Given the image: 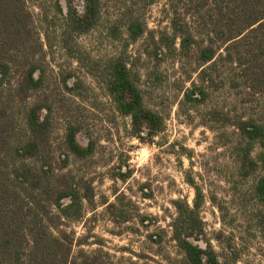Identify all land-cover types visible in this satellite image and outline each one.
<instances>
[{
  "label": "rangeland",
  "instance_id": "obj_1",
  "mask_svg": "<svg viewBox=\"0 0 264 264\" xmlns=\"http://www.w3.org/2000/svg\"><path fill=\"white\" fill-rule=\"evenodd\" d=\"M100 2L96 25L74 36L69 51L61 40L67 1L59 0L60 10L56 0H26L29 35L8 58L10 83L0 87L1 104L7 105L13 124V142L25 138L27 105L38 101L44 106L41 115L49 122L44 150L30 161L39 165L45 160V167L50 164L55 173H67L82 193L86 186L92 187L93 200L83 199L82 217L58 221L74 235L73 254L80 248L101 249L114 262L132 258L142 264H178L182 253L172 237L178 214L174 201L193 205L195 188L187 181L191 177L204 196L198 242L203 246L208 242L226 264H264V204L252 190L258 171L239 172L234 156L237 130L211 120L208 113L218 107L234 118L243 115L264 124V96L238 87L239 79L229 75L230 65L219 61L211 71L205 102L185 101V89L200 83L202 66L197 65L194 51L179 53V37L173 47H166L173 32L171 0ZM71 6L81 11L83 2L73 0ZM179 12L198 37L204 34L206 27L187 13V7L180 4ZM134 19L144 24L146 32L131 40L127 25ZM161 36L162 51L156 56L154 43ZM116 55L126 61L145 104L164 118V129L151 139L131 133L129 116L117 111L103 79L93 71ZM32 63L41 86L29 92L26 102L12 98L11 88ZM70 124L78 128L79 143L92 141L89 155L77 156L66 148ZM262 151L264 142L256 143L252 155ZM121 173L127 176L122 178ZM117 194L125 195L126 221L115 222L106 206L116 201ZM79 238L86 241L79 244Z\"/></svg>",
  "mask_w": 264,
  "mask_h": 264
},
{
  "label": "trees",
  "instance_id": "obj_2",
  "mask_svg": "<svg viewBox=\"0 0 264 264\" xmlns=\"http://www.w3.org/2000/svg\"><path fill=\"white\" fill-rule=\"evenodd\" d=\"M56 1L61 10L59 0ZM66 1L69 7L61 40L71 51L74 36L87 33L96 25L101 2L82 0V10L77 11L71 6L73 0ZM171 3L173 32L167 36L166 47H173L179 37V53L186 55L194 51L197 65L202 66L198 72L200 83L193 82L192 87L185 89V101L192 104L205 102L209 95L207 87L212 82L211 71L219 61L230 65L229 75L239 79L238 87L246 93L264 96V0H171ZM180 4L206 27L204 34L201 32L198 37L187 22L181 21L178 17ZM29 22L26 0H0V87L10 83L8 58L28 37ZM145 32L146 27L138 19L127 25V37L131 40ZM161 43L162 36L154 43L156 56L162 51ZM36 68L33 63L28 66L11 88L12 98L25 101L31 90L41 86V77L34 75ZM95 69L94 73L103 79L117 111L129 116L133 135L151 139L164 129L163 116L145 104L143 93L122 56H112ZM1 97L0 93V264H142L132 258L114 262L101 249L87 251L80 248L73 254L74 235L58 221L81 218L83 199L93 200L92 187L86 186L82 193L67 173H55L50 164L45 167V160L39 165L31 162L32 158L41 157L44 150L43 141L49 125L47 117L41 115L44 106L38 101L27 105L24 110L25 138L13 142V124L7 105L1 104ZM208 113L211 120L229 123L237 130L234 156L239 172L248 175L258 171L252 190L264 204V152L252 155L255 144L264 142V124L243 115L234 118L218 107H212ZM77 131L76 126L68 125L64 144L73 154L84 157L93 152V143H79ZM120 176L125 178L127 174ZM187 181L195 188L193 205L174 201L178 214L172 222V237L182 253L178 264H226L219 260L208 242L205 246L198 242L203 233L199 207L204 196L193 178L188 177ZM124 198V194H117L116 201H105L115 222L129 218ZM65 199H68L67 203ZM85 241L86 238H79L76 242L83 244Z\"/></svg>",
  "mask_w": 264,
  "mask_h": 264
}]
</instances>
